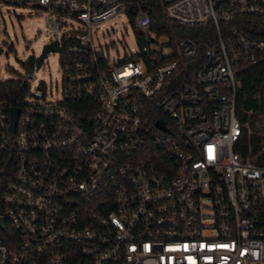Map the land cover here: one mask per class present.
Wrapping results in <instances>:
<instances>
[{
	"label": "built area",
	"instance_id": "2783aa9c",
	"mask_svg": "<svg viewBox=\"0 0 264 264\" xmlns=\"http://www.w3.org/2000/svg\"><path fill=\"white\" fill-rule=\"evenodd\" d=\"M155 3L205 34L160 35ZM9 5L50 16L62 89L0 63V264H264V113L243 118L237 97L264 58V32L242 27L264 0ZM118 13L139 50L111 59L99 28Z\"/></svg>",
	"mask_w": 264,
	"mask_h": 264
},
{
	"label": "rangeland",
	"instance_id": "374dc122",
	"mask_svg": "<svg viewBox=\"0 0 264 264\" xmlns=\"http://www.w3.org/2000/svg\"><path fill=\"white\" fill-rule=\"evenodd\" d=\"M0 16V37L6 41L4 54L1 57V68L4 77L27 81L34 90L41 82H46L49 91L53 88L62 89V70L59 55L50 53L45 58V66L28 73L26 63L30 55H42L44 45L52 34L50 16L37 13L32 8L3 6ZM100 43L103 51L111 59L124 58L130 52H137V38L128 16L118 13L112 20L99 28Z\"/></svg>",
	"mask_w": 264,
	"mask_h": 264
},
{
	"label": "trees",
	"instance_id": "16d2710c",
	"mask_svg": "<svg viewBox=\"0 0 264 264\" xmlns=\"http://www.w3.org/2000/svg\"><path fill=\"white\" fill-rule=\"evenodd\" d=\"M152 29L157 31L160 35L169 34L175 36L176 38H181L183 36H191L198 38L200 35L205 34L203 28H189L183 27L175 22L169 20L165 13L162 12L161 5L155 3L152 10ZM247 19L243 28L248 31L250 27L256 30H261L264 32V19H259L256 17H250ZM237 23V22H235ZM239 24V23H237ZM259 35H261L259 33ZM237 79H239L240 85L238 88V112L240 114L254 110L255 115H260L259 113H264V58L258 61L257 64H244L237 74ZM11 82H13L11 80ZM10 82V83H11ZM259 112V113H258ZM243 118H247L245 114ZM159 117H165L161 112L154 114V119ZM257 148V147H256ZM255 148V149H256ZM247 151V148L245 150Z\"/></svg>",
	"mask_w": 264,
	"mask_h": 264
},
{
	"label": "water",
	"instance_id": "95a60500",
	"mask_svg": "<svg viewBox=\"0 0 264 264\" xmlns=\"http://www.w3.org/2000/svg\"><path fill=\"white\" fill-rule=\"evenodd\" d=\"M58 44L55 43V44H47L45 45L44 47V52L43 54L36 58L35 55H30L29 59L27 60V63H26V68H27V72L28 71H34V63L36 62V67H40V65L42 64L43 62V59L48 55V53L50 51H58ZM18 114H19V109L18 108H13V125H12V129H14L15 125L17 124V121H18ZM157 126L162 128V129H165V123L163 120H158L156 122Z\"/></svg>",
	"mask_w": 264,
	"mask_h": 264
}]
</instances>
